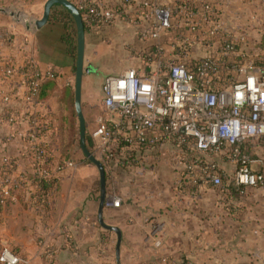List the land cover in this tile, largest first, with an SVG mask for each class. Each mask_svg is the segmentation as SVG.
Returning <instances> with one entry per match:
<instances>
[{"label": "crops", "instance_id": "0c3cea01", "mask_svg": "<svg viewBox=\"0 0 264 264\" xmlns=\"http://www.w3.org/2000/svg\"><path fill=\"white\" fill-rule=\"evenodd\" d=\"M20 1L22 9L32 10L30 15L0 14V183L16 178L24 181L17 198L0 206V252L9 246L29 264H118L117 234L98 221L100 188H96L95 180L100 177L99 169L85 153H78L76 145L63 150L71 104L75 102V19L59 4L53 6L49 20L37 28L35 21L42 18L47 0ZM87 1L121 13L99 25L88 24L82 108L96 94L103 103L102 86L109 74L128 68L148 71L159 60L191 64L216 55L217 41L203 43L200 38L210 27L219 26V36H247V43L241 44L233 57L237 62L253 59V43L262 42L264 37V0H185L182 6L178 0H132L129 4L122 0ZM157 5L172 8V27L159 38L144 39L139 31L150 24V14ZM102 58L108 63L119 62L120 68L97 74ZM32 65L55 73L39 99L28 89L27 73ZM167 143L130 151L118 147L114 157L107 160L99 153L107 172L108 196L121 198L120 206H105L104 218L121 228L122 264L190 263H183L182 257L200 226L194 221L190 227L191 219L199 220L201 210L220 212L231 202L237 242L247 244L250 250L254 236L260 235L264 250V185L238 187L233 183L227 201L209 182L194 185L189 180H175L173 166L163 160L164 153H159ZM36 145L46 146L49 155L43 165L57 180V193L49 191L47 197L34 193V171L39 163ZM261 145L254 141L249 148L253 166L264 172V155H255L263 151ZM212 158L221 167V160L227 157L213 154ZM151 159L153 162L146 163ZM68 161L76 167H66ZM191 188L201 194L195 195Z\"/></svg>", "mask_w": 264, "mask_h": 264}, {"label": "built area", "instance_id": "2783aa9c", "mask_svg": "<svg viewBox=\"0 0 264 264\" xmlns=\"http://www.w3.org/2000/svg\"><path fill=\"white\" fill-rule=\"evenodd\" d=\"M122 1L129 4L132 0ZM77 7L91 25L113 20L121 13L95 7L87 0H79ZM150 17V24L139 31L142 38H159L171 29L170 6H155ZM191 28L195 30L197 26ZM219 33V26H213L200 36L203 43L217 41L216 55L196 59L191 64L184 60H159L148 71L128 68L105 77L102 88L106 114L97 119L92 133L104 160L112 159L118 147L130 151L173 142L179 147L184 173L188 172L181 180L194 185L202 182L223 185V174L212 158L213 154H219L234 164L232 185H264V172L253 166L249 148L254 141L264 139V67L251 57L241 62L233 60L240 45L248 41L245 34L219 36ZM13 69L9 67L10 71ZM27 76L29 93L35 98L42 82L55 73L42 72L32 65ZM185 147L200 156L188 150L187 153ZM35 152L39 163L34 171V193L41 196V183L54 179V175L43 165L49 155L46 146L36 145ZM65 165L76 167L73 161ZM23 186L22 178L0 183V206L16 199ZM120 204V197L108 196L106 206ZM0 262L29 264L27 258L9 246L2 248Z\"/></svg>", "mask_w": 264, "mask_h": 264}, {"label": "rangeland", "instance_id": "374dc122", "mask_svg": "<svg viewBox=\"0 0 264 264\" xmlns=\"http://www.w3.org/2000/svg\"><path fill=\"white\" fill-rule=\"evenodd\" d=\"M0 9H4V11L0 12V14L2 13V15L5 16H9L11 12H13V15L16 17H21L24 14L30 15V13H32V10L30 9L28 11L22 9L20 0L5 5L0 4ZM73 27L75 32L76 25L74 24ZM253 44V59L259 66L264 67V40L262 42H255ZM98 65L100 66V70L99 72H97V74L108 72L109 70L115 71L116 69L120 68L119 62L115 61L112 63H108L106 61V58L99 59ZM97 70L98 68H96V71ZM101 98V96H97L96 94L94 100L92 102H85V105L83 107L87 126V137H92L93 130L96 128L97 125V118L100 115L104 114V107ZM71 109H73V105ZM74 117L76 118L78 126L76 136V149L78 153L83 156L84 152L82 150L80 142L79 118L77 114ZM93 140L95 148L94 145L92 146L90 144L88 138L87 143L90 146L91 151L94 152L96 156L100 159L98 143L95 144L96 140L94 138ZM259 142H261L262 144L261 147L263 148V151H259L258 154H255L256 156L264 155V139L260 140ZM167 144L162 146L163 150L159 153H164L163 160L166 159L169 165L173 166V177L175 178V180L182 179L188 172L185 171L184 173V164H182L181 162L183 160H181L179 147L172 142ZM184 150L186 152L188 150L190 154H195L192 150H190L189 147H185ZM195 155L200 156L198 154ZM84 156L87 160L90 161V159L85 154ZM131 162L132 164L137 165V163H135L136 161ZM151 162H153L152 159L151 161H147L146 163ZM220 165V172L223 174L224 183L221 186H217L215 190L217 191V193L222 195L223 200L225 199L228 201L230 196L232 195V185L230 183V178L233 174L234 164L228 158H226L221 160ZM189 175H191V173H189ZM112 181L113 179H111V182ZM95 184L96 188L99 189V176H97ZM190 190L193 192L195 191V195L201 194V192L196 189L191 188ZM232 205V202L229 203L228 206H224L222 211H218L215 214L208 213L205 210H201L199 212V215L201 216L199 220L197 218L191 219L190 227H192L191 224H193L194 221H198L200 226L199 228H197V234L191 235L192 238L186 246L188 251H184L185 257H182V261H184L183 263L190 262L188 264H242L246 263V259H248L247 261H252V264H264V250L261 248L260 235L259 237H257V235L254 236L250 250L246 249L247 244L245 245L237 242L236 228L234 227L236 222L233 220V213L231 211L233 209ZM242 259H244V262L241 261ZM161 264H177V262L175 263L174 261H172L169 263V261H167L166 263Z\"/></svg>", "mask_w": 264, "mask_h": 264}, {"label": "water", "instance_id": "95a60500", "mask_svg": "<svg viewBox=\"0 0 264 264\" xmlns=\"http://www.w3.org/2000/svg\"><path fill=\"white\" fill-rule=\"evenodd\" d=\"M60 4L67 8L71 14L73 15L76 25H77V63H76V79H75V108L77 111V115L79 118L80 125V142L81 147L85 155L90 159L92 163H94L100 173V201H99V209H98V221L100 225L104 228L112 230L117 234V243H116V257L118 264H122L121 262V244L123 234L121 228L109 224L105 221L104 218V209L106 206V202L108 199V189H107V175L106 169L103 162L91 151L90 146L87 143V138L90 141V144H94V140L92 137H87V126L86 120L82 108V84L83 77L85 72V41H86V29L84 19L82 17L81 11L77 7V5L71 0H47L44 7V13L42 18L37 19L35 21V26L37 28L42 27L48 20L54 5ZM0 11H4V9H0Z\"/></svg>", "mask_w": 264, "mask_h": 264}, {"label": "trees", "instance_id": "16d2710c", "mask_svg": "<svg viewBox=\"0 0 264 264\" xmlns=\"http://www.w3.org/2000/svg\"><path fill=\"white\" fill-rule=\"evenodd\" d=\"M15 0H0V4L1 5H5V4H9L11 2H14ZM27 1H33V0H27ZM75 1V4L78 5L77 3V0H73ZM178 5L179 6H182L184 3H186L185 0H178L177 1ZM188 3V2H187ZM59 4H56L54 6H58ZM70 13V12H69ZM71 14V13H70ZM81 14H82V17L84 19V16H85V13L83 11H81ZM73 21H74V18H73ZM75 22V21H74ZM84 23H85V29L87 30L88 29V23L86 22V20L84 19ZM263 40H264V37H263ZM49 79L45 80L42 82L41 84V88H40V91L38 93V95L35 97L36 99H39L41 94H42V91H43V88H44V85L48 82ZM73 105V109H71L70 111V117H71V120L70 122L68 123V126H67V130H66V134L68 135L67 137V144L64 146L63 150L64 151H67L69 150L70 147H73V145H76V136H77V122H76V118L74 116H76L77 114V111L75 109V102L73 100L71 106ZM64 129V128H63ZM63 133L62 135L64 136L65 134V130H62ZM65 141V138H63V143ZM42 187H41V191H40V195L41 197H47V194L49 193V191H52L53 193H57V180L54 178L50 181H43L41 183ZM242 264H250V263H242Z\"/></svg>", "mask_w": 264, "mask_h": 264}]
</instances>
